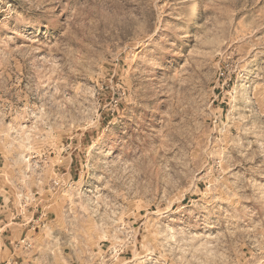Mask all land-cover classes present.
Returning a JSON list of instances; mask_svg holds the SVG:
<instances>
[{
	"label": "rangeland",
	"instance_id": "1",
	"mask_svg": "<svg viewBox=\"0 0 264 264\" xmlns=\"http://www.w3.org/2000/svg\"><path fill=\"white\" fill-rule=\"evenodd\" d=\"M0 264H264V0H0Z\"/></svg>",
	"mask_w": 264,
	"mask_h": 264
},
{
	"label": "bare ground",
	"instance_id": "2",
	"mask_svg": "<svg viewBox=\"0 0 264 264\" xmlns=\"http://www.w3.org/2000/svg\"><path fill=\"white\" fill-rule=\"evenodd\" d=\"M191 11H192V15L195 18L199 17L198 16L199 15L198 14V12H199V6H198V2L197 1H194Z\"/></svg>",
	"mask_w": 264,
	"mask_h": 264
}]
</instances>
